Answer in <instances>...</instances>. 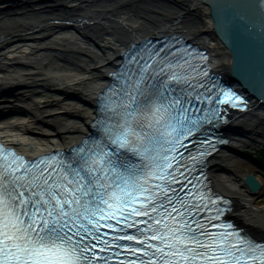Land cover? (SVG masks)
Masks as SVG:
<instances>
[{
	"label": "snow or ice",
	"instance_id": "snow-or-ice-1",
	"mask_svg": "<svg viewBox=\"0 0 264 264\" xmlns=\"http://www.w3.org/2000/svg\"><path fill=\"white\" fill-rule=\"evenodd\" d=\"M143 47L127 53L131 63L102 97L100 139L74 149L71 164L12 152L0 162V264H108L102 252L118 257L104 246L105 236L128 250L121 256L135 257L126 264H264V242L202 215L220 219L223 209L209 207L215 194L192 184L181 162L186 142L224 119L213 102L223 97L247 108L246 97L215 84L213 94L176 71L182 56L171 48L160 56L161 49ZM199 100L209 110L203 117L196 113ZM198 155L203 160L206 153Z\"/></svg>",
	"mask_w": 264,
	"mask_h": 264
},
{
	"label": "bare ground",
	"instance_id": "bare-ground-1",
	"mask_svg": "<svg viewBox=\"0 0 264 264\" xmlns=\"http://www.w3.org/2000/svg\"><path fill=\"white\" fill-rule=\"evenodd\" d=\"M177 32L208 47L215 70L229 73L236 65L208 0H0V127L23 151L73 146L93 130L111 74L128 50L143 39ZM50 62L70 68H46ZM82 68L93 76L82 75ZM50 82L61 87L50 90ZM50 91L62 97L49 101ZM58 115L73 120L58 124ZM263 123L264 109L234 122L233 142L210 169L218 188L236 200L239 223L262 237L264 213L254 206L255 192L242 176L234 182L224 172H231L236 150L264 143Z\"/></svg>",
	"mask_w": 264,
	"mask_h": 264
},
{
	"label": "water",
	"instance_id": "water-1",
	"mask_svg": "<svg viewBox=\"0 0 264 264\" xmlns=\"http://www.w3.org/2000/svg\"><path fill=\"white\" fill-rule=\"evenodd\" d=\"M208 1L214 5L219 31L235 51L236 65L229 73L259 105L254 111L244 113L236 122L252 118L259 109H264V0ZM233 126L229 131L235 135L237 129ZM242 156L264 170V162L259 157L245 153ZM245 181L255 193L264 185L257 173H251Z\"/></svg>",
	"mask_w": 264,
	"mask_h": 264
},
{
	"label": "rangeland",
	"instance_id": "rangeland-1",
	"mask_svg": "<svg viewBox=\"0 0 264 264\" xmlns=\"http://www.w3.org/2000/svg\"><path fill=\"white\" fill-rule=\"evenodd\" d=\"M84 60L87 61V65H90L89 58L87 56L83 57ZM46 68H53V69H68L70 68L69 65L66 63L64 64H55L54 62H50L48 65L45 66ZM80 73L86 77H92L93 73L86 69H80ZM61 86L57 85L55 82H50L49 85H47V88L50 90H56L60 88ZM64 87V86H63ZM86 87H82L81 91L85 92ZM79 96H83L82 93ZM46 99L49 101L56 100L57 98L62 97L59 93H56L55 91H50L46 93ZM23 117V116H22ZM24 118V117H23ZM35 118V117H34ZM34 118H31L30 120H34ZM36 119V118H35ZM58 124L61 122H68L73 120L71 117L61 115L54 118ZM44 127V124H41L40 126ZM45 128V127H44ZM47 128V127H46ZM264 131V123L261 128ZM264 151V143L258 142L254 144H250L249 146L245 147V149H238L236 150L237 156L234 158V160L229 161V166L231 167V172H224V176L229 177L232 180H235L234 182H238V176H242V181L244 184H247L245 181V178L250 175L251 173H257L259 178L261 179L262 183L264 184V170H262L260 167L255 165L250 159L246 158L245 156H242V153L250 154L252 156H259L261 152ZM214 179V177H213ZM215 181V180H214ZM216 186L218 187L217 183L215 182ZM249 187V186H248ZM254 206L262 211L264 213V185L262 190L255 193L253 196ZM236 214V212H234Z\"/></svg>",
	"mask_w": 264,
	"mask_h": 264
},
{
	"label": "trees",
	"instance_id": "trees-1",
	"mask_svg": "<svg viewBox=\"0 0 264 264\" xmlns=\"http://www.w3.org/2000/svg\"><path fill=\"white\" fill-rule=\"evenodd\" d=\"M259 159L264 162V151L259 154Z\"/></svg>",
	"mask_w": 264,
	"mask_h": 264
}]
</instances>
